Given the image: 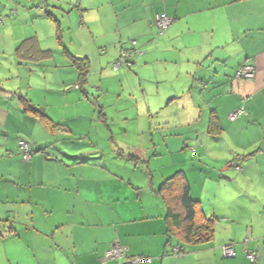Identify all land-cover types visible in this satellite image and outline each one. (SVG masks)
Listing matches in <instances>:
<instances>
[{
  "label": "crops",
  "instance_id": "obj_1",
  "mask_svg": "<svg viewBox=\"0 0 264 264\" xmlns=\"http://www.w3.org/2000/svg\"><path fill=\"white\" fill-rule=\"evenodd\" d=\"M51 10L70 12V43ZM159 13L172 19L161 36L154 27ZM53 19L60 24L63 48L88 61L80 88ZM43 21L54 25L47 37H55L57 45L43 43L44 34L30 26ZM33 37L48 55L17 54ZM132 42L141 54L129 55L130 68L114 69ZM157 64L168 75L145 76ZM244 65L255 68L253 79L234 78ZM132 68L140 73L139 87L143 80L164 82V91L156 87L153 94L160 97L159 108L145 112L153 131L151 151L135 148L123 162L101 150H83L88 147L73 139L77 131L67 124L71 116L54 122L41 107L43 88L55 87L57 94L62 88V96L71 95L76 104L86 103L90 86L108 97L106 83ZM166 96H171L167 106L177 98L189 101L163 122L157 114ZM20 97L52 123L26 112ZM243 99L245 113L230 122L228 115ZM76 116L83 115L71 120ZM99 117L107 127L106 115ZM19 141L30 145L27 162ZM179 171L201 217L214 222L213 237L198 244L168 239L158 190ZM221 193L224 208L217 203ZM113 243L126 248L125 256L105 260ZM227 244H233L235 259L223 257ZM177 246L183 253L171 255ZM245 250L256 255L254 264H264V0H0V264H131L133 256L151 259L138 264H250Z\"/></svg>",
  "mask_w": 264,
  "mask_h": 264
},
{
  "label": "rangeland",
  "instance_id": "obj_2",
  "mask_svg": "<svg viewBox=\"0 0 264 264\" xmlns=\"http://www.w3.org/2000/svg\"><path fill=\"white\" fill-rule=\"evenodd\" d=\"M51 11L55 13L61 23V30L63 37H65V41L70 43V40L68 39L74 30L73 22H70L68 17L70 12L64 11L60 13L54 10ZM43 22L48 25L44 24L39 26L34 23L30 26L35 32L38 31L40 35L44 34L45 38L43 43L47 45H49V43L54 46L57 45L55 37H47V34H50V32L54 29V25L46 21ZM28 29H30V27H28ZM57 52L58 55L56 58L61 59V50H58ZM124 67L125 69H128L126 64H123L118 68V70H123ZM162 67L163 66L160 64L150 67L145 73V76L153 77L154 75V78H159L160 75H163L164 78V75H168V73H164ZM132 70L130 73H126L123 78L117 79L114 77L111 81L106 83V87L108 89L107 92L110 93L108 97L102 95L100 90H96V85L94 87L90 86L88 89L90 90V95H88L89 97L86 103H72L71 99H69L71 98V95L67 96L68 99H66L64 95L62 96L64 93L62 88H60L61 92H59V94L55 92L57 91L55 87L50 89V91H45L43 88V91L39 94V97L42 100L41 107L50 113L54 122L61 121L63 119V115L65 118L71 116L69 117L70 119H67V124L69 123L70 127H72L74 131H77L78 137L73 139L82 142V147H88L83 148V150L88 149L97 152L101 150L105 152V156L113 158L121 157V160L125 162L127 158L132 155L131 153L135 150V148H138V150L142 149L146 152L153 150V148H150L149 146L153 144V131L149 130V121L151 120L145 117V112L148 111V107L159 108L158 99H160V97H158L157 94L153 95L157 89L156 87H159L160 92L164 91L162 90L164 82L156 83L154 81L152 83V79L149 81L147 80L149 83L144 80L141 81V86L139 87L138 80H141L140 73L136 72L138 70L135 68H132ZM109 72L111 73L113 70H109ZM70 76L71 75L68 74V77ZM46 77L49 78V74H47ZM76 77V75L73 76L74 81H76ZM92 78L96 80L98 78V74H93ZM186 90L188 89L186 88ZM143 91H146V94ZM169 97L171 96H166V98L162 101V112L158 111L157 114L158 118L160 117L163 119V122L165 121V117H167L170 113L174 117L177 116L178 113L182 111V105L189 101L188 98H177L175 101L172 100L171 104L167 106V103L170 102ZM44 100H46V102H44ZM101 112H103L107 117V127H109V130L102 122V118L99 117V113ZM75 114L83 116H76L74 120H71ZM154 122L155 121L151 123L153 124ZM155 136L157 137L158 135ZM58 138L59 137H57V139ZM111 140H114V142ZM79 141H76L75 143L80 144ZM61 142L63 143V141ZM122 143L125 144L122 145ZM65 150L67 151L66 153H71L72 151L64 148V151ZM97 155L100 156L101 153L91 156V159L98 157ZM150 155L148 157H150ZM232 193H235L234 190ZM217 203L220 208L227 207L225 196L222 193L218 197ZM217 211L219 210L217 209ZM217 218L218 221H220V217L217 216Z\"/></svg>",
  "mask_w": 264,
  "mask_h": 264
},
{
  "label": "trees",
  "instance_id": "obj_3",
  "mask_svg": "<svg viewBox=\"0 0 264 264\" xmlns=\"http://www.w3.org/2000/svg\"><path fill=\"white\" fill-rule=\"evenodd\" d=\"M48 17L50 18V16ZM53 20L57 23L58 26L56 37L62 49V52L70 57L72 63L74 64L76 70L78 71L79 84L77 87L80 88L82 84H84L85 78L88 74V69H89L88 61L85 58H76L68 54L66 48L64 49L61 44L62 43L61 30L59 27L60 24L56 19ZM171 24H172V19H171ZM132 43L130 44L131 48L121 51L127 53V58H126L127 61L125 63L127 66H129V61H128L129 55L134 54L133 53L134 51H140L139 49L136 50L135 44L132 45ZM49 53L50 52L41 51L39 49L37 40L34 37L24 40L17 49V54L21 55V57L24 55L44 56V55H48ZM118 61H120V55L115 62ZM20 101L26 112L31 113L39 117L40 119L42 118L41 120H43L44 123L46 122L49 124L50 120H48L47 116L44 113H42L41 109L34 108L32 105L29 104V102L24 97H20ZM52 128H54V126ZM217 129H218V124L216 118L214 117V115H212L210 118V131L214 132V130ZM158 193L161 196L166 207L165 220L167 224L169 241L175 239L179 242L192 245V244H198L213 237V223H214L213 219H208V218L206 219L204 216L201 217V209L199 207V202L191 197L190 188L186 182L184 173L182 171L176 172L171 177L166 179L161 184Z\"/></svg>",
  "mask_w": 264,
  "mask_h": 264
},
{
  "label": "built area",
  "instance_id": "obj_4",
  "mask_svg": "<svg viewBox=\"0 0 264 264\" xmlns=\"http://www.w3.org/2000/svg\"><path fill=\"white\" fill-rule=\"evenodd\" d=\"M171 25V19L164 13L156 14L154 17V27L157 30L159 36H161ZM135 43H132L134 45ZM134 54H139V51H134ZM141 54V53H140ZM127 53L121 52L120 53V61L115 62L113 64V68L117 69L122 63H126ZM255 75V68L251 65H244L236 70L234 74V78L237 80H249L253 79ZM77 88V86H76ZM244 99L241 100V106L239 108L234 109L229 115L228 120L230 122H235L238 118H240L244 113ZM18 147L21 151L22 160L27 162L31 158V148L30 145L26 141H19ZM238 171H240V167H236ZM222 255L226 259H234L236 258V252L233 245L228 244L221 248ZM126 248L119 243H113L109 247V249L104 253L105 260H119L125 256ZM182 248L180 247H173L171 250V255L178 256L181 255ZM246 259L250 264H254L256 261V255L254 253L248 252L245 250ZM131 264H138V263H150L151 259L148 257L142 256H133L130 259Z\"/></svg>",
  "mask_w": 264,
  "mask_h": 264
}]
</instances>
